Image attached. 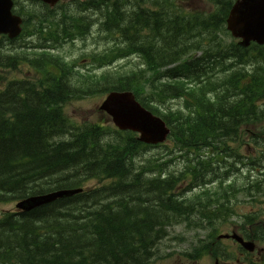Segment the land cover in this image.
I'll return each mask as SVG.
<instances>
[{
	"label": "trees",
	"instance_id": "obj_1",
	"mask_svg": "<svg viewBox=\"0 0 264 264\" xmlns=\"http://www.w3.org/2000/svg\"><path fill=\"white\" fill-rule=\"evenodd\" d=\"M207 1L209 10L200 14L186 12L180 0H154L155 10L129 11L125 19L107 9L106 29L126 44L107 51L100 63L137 54L145 68L130 75L90 73L74 84L71 64L50 55L38 65L43 74L37 82H5L0 75V201L78 187L88 178L107 181L27 211L0 213V264H145L168 235L167 225L190 217L194 209L209 223L214 214L215 221L224 216L228 208L220 196L233 188L222 187L225 178L213 164L231 154L228 140L239 139L245 126L264 128V46L226 44L219 33L234 0ZM44 22L54 25L47 27V38L84 35L53 16ZM197 50L202 53L191 54ZM17 55L0 51V67L16 65ZM229 59L234 62L226 65ZM235 63H249L253 70L232 69L212 79ZM115 89H131L155 113V104L165 98L191 96L187 114L165 116L175 144L194 154L178 176L163 175L164 163L137 168L135 155L145 145L134 133L99 124L74 127L64 112L69 100ZM257 136L264 141V132ZM214 176L221 187L207 188L195 200L180 201L174 192L183 182L190 189ZM249 220L257 221L255 213Z\"/></svg>",
	"mask_w": 264,
	"mask_h": 264
},
{
	"label": "rangeland",
	"instance_id": "obj_2",
	"mask_svg": "<svg viewBox=\"0 0 264 264\" xmlns=\"http://www.w3.org/2000/svg\"><path fill=\"white\" fill-rule=\"evenodd\" d=\"M25 1V0H23ZM28 5L35 6L30 1L26 0ZM133 1V0H131ZM132 4V2H130ZM193 10L203 11L207 9L208 3L205 0H187L186 3ZM103 5V4H102ZM101 5V6H102ZM37 6V5H36ZM40 6H38L39 8ZM121 12V6L119 8ZM97 27V26H96ZM92 34L87 38H79L74 42L64 43L62 46L58 48V52L62 55L66 56L71 60H79L78 64L84 68H93L90 64V60L86 58L84 55L91 53L92 51H100L105 48L112 47L114 45V41L110 38H106V35L98 28L92 29ZM225 36L231 40H235L230 34H225ZM28 39H21V42L25 45ZM200 54V53H199ZM141 64L138 58H128L121 61H118L112 66H101L95 69V71L103 72L108 68L119 71H128L131 69H136ZM228 64V63H227ZM238 67L244 71H252L253 66L249 64H244ZM236 68V69H238ZM29 69L25 66H22L20 70L14 71L9 74V76L14 77H24L29 74ZM103 96L102 95H93L87 96L82 99L72 100L70 103L66 104L65 112L70 117L71 121L76 125L80 126L86 122H101L108 121L109 117L99 111V104L101 103ZM159 112L166 113L169 111V107L172 110H176L178 107L182 106V100L180 99H168L165 102H158ZM261 107L264 109V103L261 104ZM108 119H107V117ZM249 130L254 133H260V130H257L251 126H247ZM264 132V129H261ZM259 143L264 141L261 137H256ZM228 144L231 147V154L229 156H225V161H221L218 156L215 159V163L213 164L222 175L227 178L225 183L232 181L235 182L236 190V198H232L230 200V204L233 206L234 213H237L233 217L228 219L216 222V226L220 232H227L231 228V224L234 223H244V215L249 214L251 212H258L262 215L264 219V193L261 189H264V174H260L259 171H264V158L261 161V164L250 165L249 158H257L262 151L258 148V144L253 143L251 139V133L246 132L240 135L239 139L235 141L228 140ZM174 144L172 141H167L166 146L162 147H151L148 146L140 151L138 155L135 156L134 161L136 166L144 165L145 167H150L149 164L154 163L156 159L159 161H166L164 165L165 173L173 172L179 174L183 171L187 165V156L193 157L194 154L186 155L185 151L181 154L178 152L176 148H174ZM237 152L239 157L233 156V153ZM248 159V160H246ZM245 162V163H244ZM231 164V166H229ZM153 165V164H151ZM138 168V166H137ZM228 176H227V172ZM215 179V176L213 177ZM107 182V181H106ZM259 182L260 191H257L254 187L251 191L241 192L243 186L250 187L254 186L255 183ZM84 187L93 188L95 186H99L100 184L105 183V181H100L96 178H88V180L84 181ZM185 186V184H184ZM180 188L182 189V187ZM212 186L215 188L219 187V179L212 183ZM179 188V189H180ZM185 188V187H184ZM198 190V189H197ZM185 197H190L192 195V191H184ZM259 195V196H253ZM14 201L4 202L0 201V213L4 210H12L15 208ZM201 215V213H200ZM200 219L198 213L191 217V221L181 222L169 227V235L162 240L161 244L157 246V252L153 255L150 262L146 264H213V259L210 256H198L197 259L193 260L190 258H186L190 249L193 248V245L198 242L199 237H206L207 234L211 231V228L207 226L205 229H200L193 226V221ZM193 220V221H192ZM202 224H205L204 221L199 220ZM203 246L204 244H200ZM222 246H234L231 241H224L221 243ZM259 246V244H258Z\"/></svg>",
	"mask_w": 264,
	"mask_h": 264
},
{
	"label": "water",
	"instance_id": "obj_3",
	"mask_svg": "<svg viewBox=\"0 0 264 264\" xmlns=\"http://www.w3.org/2000/svg\"><path fill=\"white\" fill-rule=\"evenodd\" d=\"M54 2L55 0H45ZM12 0H0V32L14 36L19 28V17L11 14ZM228 29L234 36L242 37L240 42L247 45L251 40L264 42V0H237L227 18ZM106 109L114 118L115 123L122 129H134L141 132L140 140L156 142L162 140L167 129L164 123L138 104L130 92H112L103 102ZM79 191L58 190L47 194L30 196L16 204L24 210L50 202L58 197L67 196ZM236 236V235H233ZM241 241V239L239 238ZM252 248L251 242L244 243Z\"/></svg>",
	"mask_w": 264,
	"mask_h": 264
},
{
	"label": "flooded vegetation",
	"instance_id": "obj_4",
	"mask_svg": "<svg viewBox=\"0 0 264 264\" xmlns=\"http://www.w3.org/2000/svg\"><path fill=\"white\" fill-rule=\"evenodd\" d=\"M75 1V0H70ZM229 240V239H228ZM234 248H227V251H233L232 255L222 254L221 259L220 257L215 260V252H218L220 246L218 247L215 245V239L212 241L211 253L213 258V264H246L245 259L247 258V252L240 248L236 242H233ZM236 245V246H235ZM254 257V255H252ZM258 260L255 259V264H264V223H263V231H262V238H261V247L258 256Z\"/></svg>",
	"mask_w": 264,
	"mask_h": 264
},
{
	"label": "bare ground",
	"instance_id": "obj_5",
	"mask_svg": "<svg viewBox=\"0 0 264 264\" xmlns=\"http://www.w3.org/2000/svg\"><path fill=\"white\" fill-rule=\"evenodd\" d=\"M234 65L235 66H240V65H244V64L243 63H241V64L240 63L239 64L238 63L237 64L235 63Z\"/></svg>",
	"mask_w": 264,
	"mask_h": 264
}]
</instances>
